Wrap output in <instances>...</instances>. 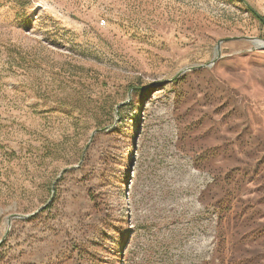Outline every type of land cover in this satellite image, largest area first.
I'll return each instance as SVG.
<instances>
[{"label":"rangeland","instance_id":"374dc122","mask_svg":"<svg viewBox=\"0 0 264 264\" xmlns=\"http://www.w3.org/2000/svg\"><path fill=\"white\" fill-rule=\"evenodd\" d=\"M257 14L0 0V264H264Z\"/></svg>","mask_w":264,"mask_h":264},{"label":"water","instance_id":"95a60500","mask_svg":"<svg viewBox=\"0 0 264 264\" xmlns=\"http://www.w3.org/2000/svg\"><path fill=\"white\" fill-rule=\"evenodd\" d=\"M247 6H248V5H247ZM257 16H258V18H259L261 21L264 22V19H263L262 17H260L258 14H257ZM250 39H251V40H258V39L254 38V37H250Z\"/></svg>","mask_w":264,"mask_h":264},{"label":"bare ground","instance_id":"6f19581e","mask_svg":"<svg viewBox=\"0 0 264 264\" xmlns=\"http://www.w3.org/2000/svg\"><path fill=\"white\" fill-rule=\"evenodd\" d=\"M256 42H262V41H260V40H256Z\"/></svg>","mask_w":264,"mask_h":264}]
</instances>
